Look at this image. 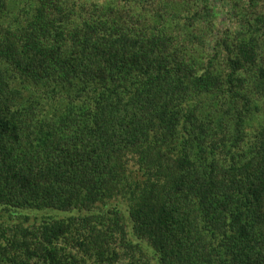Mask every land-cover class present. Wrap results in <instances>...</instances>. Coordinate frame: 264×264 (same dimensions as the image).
I'll list each match as a JSON object with an SVG mask.
<instances>
[{"label":"trees","instance_id":"1","mask_svg":"<svg viewBox=\"0 0 264 264\" xmlns=\"http://www.w3.org/2000/svg\"><path fill=\"white\" fill-rule=\"evenodd\" d=\"M180 1L175 31L70 0L5 23L0 0V212L66 214L0 220V264H264V126L244 132L264 17L215 35L209 0ZM128 155L145 179L124 214Z\"/></svg>","mask_w":264,"mask_h":264},{"label":"rangeland","instance_id":"2","mask_svg":"<svg viewBox=\"0 0 264 264\" xmlns=\"http://www.w3.org/2000/svg\"><path fill=\"white\" fill-rule=\"evenodd\" d=\"M31 1L32 0H6V5L7 7L9 6L11 12H9V15L6 17L5 23H13L15 20H25L26 16H29V5ZM172 1L173 3L170 0H70V2H76L77 6L91 4L107 6V4L114 5L119 3L120 6H124L127 9L130 7L132 11L141 13V15L146 17H148V15L149 17H153L156 12L163 15L165 13L164 10H166L167 15L164 18L167 19V24L172 30L177 31V28H182L181 24L188 21V19L184 17L185 13L189 14V12H192L191 14H193L195 11L180 4L182 2L180 0ZM208 4L213 14L211 31L215 35L225 32L227 34H232V31L238 29L240 22H243L244 18L253 17L254 14L259 17H264V0H209ZM12 13L15 14L16 17H12ZM177 21H180V23L177 24ZM195 32L196 30L191 31L193 34ZM212 44V40L210 42H203L200 44V48L208 52L212 48ZM261 56L264 57V52ZM260 64L264 65L261 61ZM253 70L254 68L250 71H244L243 73L247 82L252 84L255 79L254 74L251 73ZM252 98L253 102H251L249 106V115L244 123V132L248 137L246 139L247 141H253L254 138H257L258 131L264 126V93L254 95ZM126 177L127 182L131 183L130 187L127 188L125 186L122 190H118L109 201L110 204L117 205L124 214H126L127 207L133 202L134 192H136L134 190V183H141L145 179L142 170L139 169L135 161V157L131 155L127 156ZM22 213L23 215L13 214V216H11L8 212L1 211L0 220L22 223L24 227L30 228L33 226V223H39L44 216L56 215L57 217H65L66 215L54 210H25ZM125 230L127 231L126 237L132 238L129 232V226L126 227ZM115 248L116 250H122V247L117 245ZM75 251L76 249H73L71 252L75 253ZM123 262H126V260Z\"/></svg>","mask_w":264,"mask_h":264}]
</instances>
